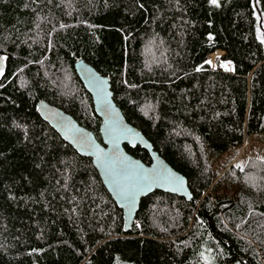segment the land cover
I'll return each mask as SVG.
<instances>
[{"label":"trees","instance_id":"trees-1","mask_svg":"<svg viewBox=\"0 0 264 264\" xmlns=\"http://www.w3.org/2000/svg\"><path fill=\"white\" fill-rule=\"evenodd\" d=\"M216 53L229 72L206 64ZM0 55V264H264V160L210 165L264 134V0H0ZM78 60L108 78L191 202L154 192L124 232L91 160L37 111L100 140Z\"/></svg>","mask_w":264,"mask_h":264},{"label":"water","instance_id":"water-1","mask_svg":"<svg viewBox=\"0 0 264 264\" xmlns=\"http://www.w3.org/2000/svg\"><path fill=\"white\" fill-rule=\"evenodd\" d=\"M5 68L6 60L0 57V73ZM73 68L101 121L100 140L71 116L44 101L37 104V111L63 141L80 156L91 160L106 192L123 214L124 232L128 233L133 226L140 201L154 192L191 202L186 178L172 169L143 134L126 121L114 102L108 78L83 60L76 61ZM125 146L146 150L151 164L145 165L132 157Z\"/></svg>","mask_w":264,"mask_h":264},{"label":"rangeland","instance_id":"rangeland-1","mask_svg":"<svg viewBox=\"0 0 264 264\" xmlns=\"http://www.w3.org/2000/svg\"><path fill=\"white\" fill-rule=\"evenodd\" d=\"M222 55L216 57L214 56L212 59H210L209 57L208 61H210L211 63L206 64L209 67L213 68V70H231L230 64L224 61L218 62L219 58H221ZM0 57L2 59H5L2 55H0ZM225 65L227 66V68L225 67ZM249 158H260L264 160V134L247 138L241 148L231 149L226 154L220 157L210 156V165L214 174H220L230 164H234L239 168H243Z\"/></svg>","mask_w":264,"mask_h":264},{"label":"snow or ice","instance_id":"snow-or-ice-1","mask_svg":"<svg viewBox=\"0 0 264 264\" xmlns=\"http://www.w3.org/2000/svg\"><path fill=\"white\" fill-rule=\"evenodd\" d=\"M211 3L213 4V5H217V0H211ZM206 63H211L210 61H206ZM225 67L227 68V66L225 65ZM197 70H199V69H197ZM0 71H2V70H0Z\"/></svg>","mask_w":264,"mask_h":264},{"label":"bare ground","instance_id":"bare-ground-1","mask_svg":"<svg viewBox=\"0 0 264 264\" xmlns=\"http://www.w3.org/2000/svg\"><path fill=\"white\" fill-rule=\"evenodd\" d=\"M214 56H215V57H216V56H220V53H216V54L211 55V56H210V59H212Z\"/></svg>","mask_w":264,"mask_h":264},{"label":"built area","instance_id":"built-area-1","mask_svg":"<svg viewBox=\"0 0 264 264\" xmlns=\"http://www.w3.org/2000/svg\"><path fill=\"white\" fill-rule=\"evenodd\" d=\"M210 69L213 70V68H211V67H210ZM229 71H230V70H229ZM229 71L227 70V71H225V72H229Z\"/></svg>","mask_w":264,"mask_h":264}]
</instances>
